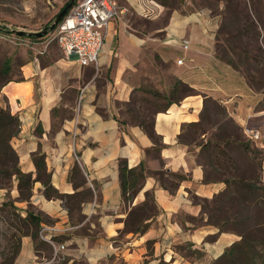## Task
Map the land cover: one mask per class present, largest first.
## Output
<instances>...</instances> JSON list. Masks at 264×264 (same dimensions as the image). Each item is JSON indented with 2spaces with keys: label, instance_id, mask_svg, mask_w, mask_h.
<instances>
[{
  "label": "crops",
  "instance_id": "crops-1",
  "mask_svg": "<svg viewBox=\"0 0 264 264\" xmlns=\"http://www.w3.org/2000/svg\"><path fill=\"white\" fill-rule=\"evenodd\" d=\"M116 1L123 14L109 26L97 66L65 59L49 37L29 39L20 79L2 89L20 120L11 144L21 172L35 180L46 171L65 198L48 199L38 180L23 200L14 181L0 188V208L10 204L22 217H41V226L70 229L55 235L67 247L63 260L51 262V246L31 231L13 264H209L244 239L234 218L214 223L205 207L235 196L238 155L250 164L259 155L260 175L264 155L246 136L264 127V92L224 59V8ZM177 83L192 92H176ZM141 94L162 101L150 123L128 120ZM122 161L145 172L130 200Z\"/></svg>",
  "mask_w": 264,
  "mask_h": 264
},
{
  "label": "rangeland",
  "instance_id": "rangeland-1",
  "mask_svg": "<svg viewBox=\"0 0 264 264\" xmlns=\"http://www.w3.org/2000/svg\"><path fill=\"white\" fill-rule=\"evenodd\" d=\"M70 1L0 0V69L6 62L10 64L7 78L20 79L19 66L32 54V41L18 36L14 31L44 30ZM198 2L201 6L214 10L224 8L223 25L219 34L220 46L225 51L224 59L245 75L252 88L264 92V0ZM54 32L55 30L50 31L44 38L53 39ZM136 100L137 105L129 109L128 120L141 124L150 123L153 108L159 107L162 101L146 98L142 94ZM251 159L254 164L244 161L239 155L235 159L237 182L231 188V192H236L235 196L230 201L221 199L217 204L205 206L211 211L214 223L221 224L227 217L231 220L234 218L236 231L245 238L237 248L232 247L234 261L227 258L209 264H264V184L260 180L261 157L257 155ZM1 215L0 264H13L15 239L20 241V235L28 230L23 228L24 225L13 211L7 209L1 211ZM249 247L252 249L251 253L246 251Z\"/></svg>",
  "mask_w": 264,
  "mask_h": 264
},
{
  "label": "built area",
  "instance_id": "built-area-1",
  "mask_svg": "<svg viewBox=\"0 0 264 264\" xmlns=\"http://www.w3.org/2000/svg\"><path fill=\"white\" fill-rule=\"evenodd\" d=\"M122 14L123 9L116 0H77L62 23L55 29L54 38L49 39V43L56 41L63 57L67 60L74 58L82 67L97 66L104 51L109 26ZM182 47L185 51L188 50L190 41L183 40ZM40 54L37 53L36 58ZM182 63L183 59L177 61L178 65ZM246 136L264 154V127L248 128ZM260 176L261 183L264 184V155ZM68 231L70 229L41 226L39 238L51 246L53 251L51 262L63 260L67 247L58 243L55 235Z\"/></svg>",
  "mask_w": 264,
  "mask_h": 264
},
{
  "label": "trees",
  "instance_id": "trees-1",
  "mask_svg": "<svg viewBox=\"0 0 264 264\" xmlns=\"http://www.w3.org/2000/svg\"><path fill=\"white\" fill-rule=\"evenodd\" d=\"M68 4L69 3H67L65 6H67ZM21 37H27L35 41L44 38V37L36 38L33 36H21ZM10 69L11 67L8 62H6L5 65L0 69V188H6V189L11 188L13 186V182L17 181L18 189L21 193V199L25 200L30 197L35 182H37L38 180H42L45 186V195L48 199L55 198V199L63 200L65 196L61 195L56 190H54V188H52L50 184V176L46 171H44L42 175L38 174V177L35 180H33L32 175L24 174L20 170L18 154L14 150L11 144L12 140L16 137V135L19 132L20 120L17 115L12 114L9 105H7L8 104L7 99L4 98L2 95L3 87L6 86L9 81L12 80L7 78V76L10 73ZM250 86H252V84H250ZM175 88H176L175 89L176 92H182L183 94H190L192 92L190 88L182 85L181 83H177L175 85ZM147 131L151 137H154L155 134L153 133V131L151 130H147ZM36 161L38 162L37 163L38 170L41 171L42 168L46 169L45 165L41 168L40 160L36 159ZM120 179L122 182V189L124 196L126 200H130L133 195V193L130 192L133 191L135 193L137 191V186L139 182L145 179V172L143 170V167H141L139 170L129 169L127 163L122 161L120 163ZM227 182L229 183V181ZM236 182L237 180H235L234 182L235 185ZM7 209L13 211V214L17 218H19V221L24 225L23 228L25 227L28 230V232L20 235L21 237L20 241H18V239H15L14 242L15 252L13 254L14 256L13 261H15V258L17 257L21 249L22 238L25 235H27L32 231L33 238L36 240L39 238V231L43 219L38 215H34L31 212H29L26 217H22L21 214L16 211V208L10 204H4L3 207L0 208L1 211ZM0 219H2L1 214H0ZM16 232L19 231L16 230ZM40 241L44 242L42 240ZM39 245L40 243L37 244V247H39ZM239 245L241 244L240 243L236 244L233 248H237ZM247 250L250 253L252 252V249H250V247L247 248L246 251ZM232 253H233V249H231L228 252L227 256L228 258L234 261L235 255L234 253L233 254Z\"/></svg>",
  "mask_w": 264,
  "mask_h": 264
},
{
  "label": "water",
  "instance_id": "water-1",
  "mask_svg": "<svg viewBox=\"0 0 264 264\" xmlns=\"http://www.w3.org/2000/svg\"><path fill=\"white\" fill-rule=\"evenodd\" d=\"M77 0H71L67 6H65L60 13L55 17V21L44 30L40 32H26V31H14L18 36H33L36 38H43L49 34L50 31H54L68 15L69 11L74 7Z\"/></svg>",
  "mask_w": 264,
  "mask_h": 264
}]
</instances>
